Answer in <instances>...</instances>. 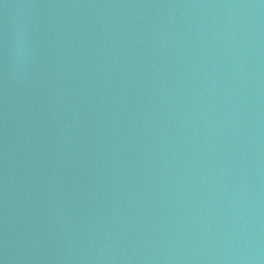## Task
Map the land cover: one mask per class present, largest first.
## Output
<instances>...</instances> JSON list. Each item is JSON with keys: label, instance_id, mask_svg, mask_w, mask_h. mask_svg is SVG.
<instances>
[{"label": "water", "instance_id": "1", "mask_svg": "<svg viewBox=\"0 0 264 264\" xmlns=\"http://www.w3.org/2000/svg\"><path fill=\"white\" fill-rule=\"evenodd\" d=\"M0 264H264V0H0Z\"/></svg>", "mask_w": 264, "mask_h": 264}]
</instances>
